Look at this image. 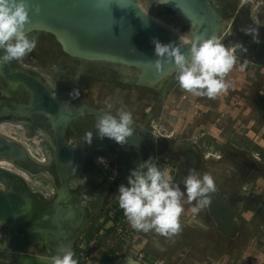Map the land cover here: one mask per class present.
I'll use <instances>...</instances> for the list:
<instances>
[{"label": "rangeland", "instance_id": "obj_1", "mask_svg": "<svg viewBox=\"0 0 264 264\" xmlns=\"http://www.w3.org/2000/svg\"><path fill=\"white\" fill-rule=\"evenodd\" d=\"M136 1L154 22L173 34L175 31L180 34L184 43L193 38L192 27L159 0ZM212 2L224 21L218 39L226 47L237 48V45H232L230 36L231 33L238 34L239 30L228 24L234 19L240 29L243 21L241 16H236L239 9L242 8L247 18L253 20L254 26L261 25L264 0ZM243 25L245 36L248 30L244 22ZM28 35L36 39L32 52L6 64L14 68L24 66L33 76L42 78L53 94L63 99L70 119L54 127L51 118L41 113L0 116L4 136L8 137L1 135L0 141L23 151H26L24 146L30 148L23 162L19 160L22 158L0 157V161L10 165L8 169H0V180L20 181L16 170L19 169L33 179L27 185L34 189L28 191L31 196L43 198L42 204L34 203L32 217H27L20 224L22 230L17 235L0 224V264H19L16 262L17 254L22 255L18 258L21 264V257L52 260L62 247L70 248L79 264H100L104 257L109 260L108 264H122L126 260L137 264H264V219L259 218L264 217V156L261 153L262 162L258 163L250 158L254 163H248L251 165L248 167L244 163L248 160V153L232 149L229 144H238L236 139L239 135L232 133V128L242 134L247 132L251 142L260 126L256 115L259 114L257 104L260 96L264 98V65L246 67L248 60V63L253 61L251 53H236L237 61L224 77L229 86L215 98L196 97L179 86L176 72L169 76L165 88L155 91L126 83L132 78L137 79L139 71L134 68L72 58L63 53L51 34L33 32ZM12 88L0 72V110L2 102L7 108L28 105L30 92L20 86ZM6 96H10V103H7ZM66 98L72 103H67ZM121 110L132 113L134 136L139 140L134 145L137 151L128 150L131 147L127 141L118 144L112 139L97 136L95 123L102 113L115 115ZM86 132L92 133L91 144L85 142ZM202 134L204 141L206 137L212 140L209 147L198 141ZM59 136L64 144H70L82 154L79 162L63 167L58 165L52 153ZM97 157H103L106 166L98 164ZM132 159L138 160V164H131ZM149 159L167 169L182 191V180L190 170H195L200 176L210 174L218 187L215 192L232 197L223 199L217 194L221 201L223 199L233 207L236 227L229 231L217 230L207 213V209L212 212L210 203L194 216L190 209L195 201L187 203L185 195L178 233L165 237L154 231L145 233L132 229L118 206L117 189L120 184H126L131 169ZM199 159L203 161L202 166H198ZM114 174L115 178L109 179ZM62 175L68 178L73 196L71 203L74 204L71 207L76 208L79 203L86 213V220L79 222L70 245H66L65 232L62 235L67 228L65 218L59 223L55 220ZM21 176L27 179V176ZM34 179L38 182L35 183ZM0 184L6 190V185L1 181ZM214 194H208L210 200L215 199ZM254 195L261 201L253 199ZM59 204L65 207L62 202ZM79 212L80 209L78 216L81 217ZM107 218L110 221L106 222ZM32 223L41 229L42 234L27 241L28 235L23 228ZM44 232L50 233L47 240Z\"/></svg>", "mask_w": 264, "mask_h": 264}, {"label": "water", "instance_id": "obj_2", "mask_svg": "<svg viewBox=\"0 0 264 264\" xmlns=\"http://www.w3.org/2000/svg\"><path fill=\"white\" fill-rule=\"evenodd\" d=\"M159 1L180 20L192 27L194 30L193 38L197 37L198 29L188 23V18L198 19L205 25L207 38L212 36L211 32L213 30L215 31L216 28L224 23L221 13L212 0ZM28 3L29 23L25 26V32L28 34L33 32L51 34L62 48L63 53L72 58L103 61L134 68L139 71V80L145 78L155 84L160 80H168L169 76L176 72L173 62L164 63L161 61L160 70L155 67L157 57L154 54V44L152 43L154 38L165 44L173 42L181 48V51L186 56L189 53V45H186L176 35L154 22L136 0H28ZM36 7L40 9L38 13L35 11ZM256 57L258 63L264 65V44L260 52L256 54ZM3 64L4 68L0 67V71L6 83L11 87L23 85L34 95V102L30 107L12 105L13 108H6L4 103H2L1 107L4 106L8 110L4 109V115L10 112L18 115V109H22L23 114L19 116H29L33 111L37 110L48 114L52 121L55 119L54 113L60 110V116L66 119L60 125L65 124L70 119V114L66 109L56 106L48 89L38 82L37 79L24 72H15L8 64ZM136 83L139 84V82ZM147 84L146 88L154 90L150 86L151 84ZM137 86L144 87V85L140 86V84ZM36 105L39 109L34 107ZM126 141L136 145L139 140L133 134L126 138ZM25 153L26 151L0 141V157L22 158L19 160L23 162ZM54 153L58 165H62V167L79 162L82 156L76 148L64 144L61 136H59ZM61 177L64 178L63 175ZM0 181L7 187L6 191L0 190V224L13 232L14 235H17L22 230L20 224L27 217H32L34 205L28 195L22 196L15 193L13 186L5 178ZM62 182V189L67 188L70 191L67 186V180L64 179ZM70 198L73 199V196ZM60 199L59 197L55 220L59 223L60 219L65 218L64 224L65 226L67 225V228L62 231V235H64V232L70 228L67 215L77 212L78 209L70 207L73 204L71 201L69 204L62 201L65 207L61 206L59 204L61 202ZM210 208L214 214L215 221L223 227L224 231H229L236 227L231 211L213 198L210 200ZM79 214H81L83 219L86 217L83 209ZM16 223L19 224L12 230L11 226ZM29 226L36 227L35 224ZM23 231L26 235V228H23ZM75 231L76 229L73 230L74 234L71 235L70 239L66 240L65 238L66 245L72 243ZM41 232L40 229V233L36 235L42 234ZM47 233L44 232L46 240L49 238L46 235L49 234L48 236H50V233ZM26 238L28 239L27 241L32 240L29 236ZM16 258V262L21 264L17 256ZM41 259L38 261H41L42 264H51V260L42 259V261ZM38 261L28 264H39Z\"/></svg>", "mask_w": 264, "mask_h": 264}, {"label": "clouds", "instance_id": "obj_3", "mask_svg": "<svg viewBox=\"0 0 264 264\" xmlns=\"http://www.w3.org/2000/svg\"><path fill=\"white\" fill-rule=\"evenodd\" d=\"M39 10L36 7L37 13ZM28 23V0H0V64L19 60L35 48L36 39L25 32ZM152 43L157 70L162 66L161 61L173 62L179 86L186 92L196 97L215 98L229 86L224 77L237 61V49L226 47L217 37L185 40L189 45L187 56L173 42L165 44L154 38ZM73 92L79 94L75 89ZM95 129L99 138L125 144L126 138L134 134L132 113L124 110L115 115L104 112L96 121ZM84 139L91 144L92 133L86 132ZM96 162L106 166L103 157H97ZM114 178L115 174L109 177ZM182 184L183 191L173 182L170 172L159 167L154 159L143 161L130 170L126 184L118 186V206L132 229L170 237L180 231L179 217L184 211L182 201L185 195L187 203L195 201L190 209L195 216L209 205L208 194L215 192L214 179L208 173L200 176L190 170ZM73 257L70 248L62 247L52 257L51 264H77Z\"/></svg>", "mask_w": 264, "mask_h": 264}, {"label": "flooded vegetation", "instance_id": "obj_4", "mask_svg": "<svg viewBox=\"0 0 264 264\" xmlns=\"http://www.w3.org/2000/svg\"><path fill=\"white\" fill-rule=\"evenodd\" d=\"M263 6V5H262ZM261 6V7H262ZM237 13V17L238 16H241V20L244 22V24H245V28L248 30V35H245L244 36V33H242V31H243V29H244V25H243V22L241 21V20H239L238 18H236L235 16H233V18L235 17L238 21H240V22H242V25H241V27H240V29H239V31H238V34H234L235 36H230L231 38H232V45L233 44H235L234 46H236L237 45V53H239V54H241V55H246V54H250V55H252L253 57H252V62H250V63H248V61H250V60H248L247 61V64L245 65L246 67L249 65V67L250 68H252L253 66H255V67H262L261 66V64H259L258 63V59H257V57H256V54L257 53H259L260 52V49H261V47H262V45L264 44V9L262 10V12H261V14H260V21H261V25L260 26H254V24L252 23V21L253 20H250L249 19V17L247 18V15L244 13V12H242V8H241V10L239 9V11H237L236 12ZM235 13V14H236ZM261 28H263V32L261 33L260 32V29ZM177 35V37L178 38H180L181 40H183V38H182V36L180 35V34H176ZM237 43H240L241 44V46L240 45H238ZM231 48H233V47H231ZM243 49H246L247 51H243ZM239 57V56H238ZM10 66V65H9ZM19 68H17V67H11L10 66V68L13 70V71H15V72H24V73H26V74H28L29 76H31V77H33V78H35V79H37L38 80V82H40L44 87H46L47 89H48V91H49V93L51 94V96H52V98H53V100L55 101V103H56V106L58 105L59 107H62V108H66V104L64 103V101H63V99H58V97H56L54 94H53V91H51L48 87H47V85H46V83L45 82H43L42 80V78L40 79V78H37V77H35V76H33V73L32 72H30V71H27V70H25L26 69V67H24V66H18ZM1 72V71H0ZM10 86V85H9ZM21 88H23V89H27V88H25L23 85H19ZM11 87V86H10ZM12 88V87H11ZM12 90H14V88H12ZM28 90V89H27ZM29 91V90H28ZM30 92V91H29ZM61 98H62V96H61ZM260 98H261V100H259V104H257L258 105V108H259V114L257 113V121H259L260 122V126L258 127V128H256V130L257 131H255L254 132V136L252 137V141L250 142V137L248 136V133L247 132H244L243 134H242V132H236L235 131V128H232L233 130H232V133H234V134H236V135H239L238 136V138L236 139V142L238 143L237 144V146L235 145V143H229L230 145H231V148L232 149H235V150H238V151H241L242 153L244 152V153H248L247 155H248V160H247V162L246 161H244V163L246 164V166H248L249 164H251L252 165V163H254V161L252 162L251 161V159H253V160H255V161H257V163L258 162H262V160H261V153H263V156H264V98H263V96H260ZM29 102H28V105L27 106H31L32 105V103L34 102V95L30 92V97H29ZM67 99V98H66ZM65 99V100H66ZM6 101H7V103H10L9 101H10V96H6ZM67 101V103H72V100H66ZM3 103V102H2ZM5 104V103H4ZM9 105V104H8ZM57 106V107H58ZM35 108H37V109H39V107L36 105V106H34ZM7 108V107H6ZM5 107L4 106H2L1 107V110H0V116H4V113H5V110H7V109H5ZM42 109V108H41ZM58 111V110H57ZM11 114H14V113H12V112H10ZM8 114V115H11V114ZM38 113H41V114H44V115H48V114H46V113H44V112H42V111H33L32 112V114L31 115H35V114H38ZM15 115V114H14ZM48 118H50L49 116H47ZM219 124H220V122H219ZM254 124H255V122H254ZM4 124H0V136L2 135V136H4L5 134L3 133V131L1 130V126H3ZM221 125V124H220ZM205 134V133H204ZM204 134H203V140H201L200 141V143H202L203 144V146H206V147H209V144H212V140L210 139V137H206V141H204ZM5 138H8L7 136H4ZM10 138V137H9ZM11 140H12V138H10ZM9 139V140H10ZM43 142H44V140H43ZM216 144V143H215ZM239 144H241V145H239ZM70 145V144H69ZM128 145L131 147V148H129L128 150H135V146L134 145H132V144H130V143H128ZM217 145H218V143H217ZM216 145V146H217ZM135 151H137V150H135ZM53 154V156L55 157V153L53 152L52 153ZM205 156V155H204ZM256 156H258V157H256ZM56 158V157H55ZM208 158V157H207ZM251 158V159H250ZM249 163V164H248ZM203 165V161L202 160H200L199 159V161H198V166H202ZM251 165H249L248 167H250ZM253 168L255 169L256 167H255V165L253 164ZM17 171H19V172H22L24 175H26L27 176V179H25L24 177H22L21 175H19V174H17V175H19L18 177L21 179L20 181H18V180H13V181H9V180H7L8 181V183L9 184H11V186H13V189H17V191L15 192V193H18V194H21L22 196L23 195H28L29 196V198L31 199V201L33 202V205H35L34 203H40V204H42L41 203V201L43 200V198H40V197H37V196H31V194L29 193V192H31V191H33L34 189H29L28 188V184L30 185L31 184V182H32V178L31 177H29L26 173H24L23 171H21V170H19V169H16ZM66 176H64V178H60V181H63L64 179L65 180H67V186H68V178L66 177ZM244 178H246V176L244 175ZM44 182V180H41V182ZM34 182L35 183H37L38 181L36 180V179H34ZM214 182H215V180H214ZM60 185H62V186H60ZM59 186H60V189H59V193H58V198H57V200L59 199V197H60V194H61V190H62V187H63V182H59ZM4 186H2L1 184H0V190H2V191H6L7 190V188H6V190H4V188H3ZM69 188V187H68ZM215 188H218V187H216V185H215ZM256 189H257V187H255ZM243 189H246L245 187L243 188ZM29 191V192H28ZM71 191V190H70ZM213 193H215L214 194V197H215V199L220 203V204H222L223 205V207H225V208H227V209H229L230 211H231V216H232V219L235 221V217H234V214H235V212H234V209H233V207L232 206H229V203H225L224 201H223V199H230V198H232V197H230V196H227L226 194H224V195H222V194H219V193H217V192H213ZM256 193V192H255ZM30 194V195H29ZM220 195L221 196V198H223L222 199V201L219 199L220 197L218 196V195ZM52 195H54L53 194V191H52ZM44 197H49V196H44ZM70 197H72V196H70ZM257 196H253V199H259L260 201H261V199L259 198V197H257ZM56 200V199H55ZM72 200V198H70V201ZM233 200L234 201H236V199H234L233 198ZM234 201H232V203H234ZM54 203H55V201H54ZM263 204H264V202H262ZM69 209V208H68ZM207 213H208V215L210 216V218L209 219H211L212 221H213V223L215 224V226H216V228H217V230L219 229H221V230H223L222 228V226L221 225H219V224H217V222L215 221V217L213 216V213L212 212H210V210L209 209H207ZM255 216V215H254ZM244 217V216H243ZM259 218H261V219H264V217H259ZM207 229L208 230H210L211 228L210 227H207ZM226 231H228V230H226ZM236 232H238L237 230H236ZM234 235V234H233ZM226 236V235H225ZM32 241V240H31Z\"/></svg>", "mask_w": 264, "mask_h": 264}, {"label": "bare ground", "instance_id": "obj_5", "mask_svg": "<svg viewBox=\"0 0 264 264\" xmlns=\"http://www.w3.org/2000/svg\"><path fill=\"white\" fill-rule=\"evenodd\" d=\"M141 4V3H140ZM139 4V5H140ZM236 19V18H235ZM188 20H189V24H191L192 26H195L197 29H198V34H197V37H200L201 39H206L207 38V35H206V33H205V25H203L202 24V22H200V20H198V19H195V18H193V19H190V18H188ZM182 21V20H181ZM235 25L236 27H237V31L239 30V23L238 22H236L234 19L233 20H230V22H229V24L228 25ZM165 27V26H164ZM223 27H224V23L223 24H221L218 28H216L215 29V31L213 30L212 32H211V35L212 36H215V37H217V39L219 38L218 36H219V34L221 33V31L223 30ZM262 31V30H261ZM230 32V31H229ZM176 34H178L176 31H175V34L174 35H176ZM234 34H232L231 33V36H233ZM177 36V35H176ZM241 45V44H240ZM19 66V65H18ZM0 67L1 68H4V64H0ZM126 78H127V76H126ZM136 82H139V84H140V86H143L144 85V87L146 86V84L147 83H149V84H151L150 86L152 87V88H154V90L155 91H159L160 89H162V88H165L164 86L166 85V83L168 82V80H160L158 83H155V84H153V83H151L150 81H148L147 79H145V78H142V80H139V76L137 77V79H134V78H132V79H130V80H128L126 83L127 84H137ZM12 83H14V82H12ZM139 84H137V85H139ZM149 84H147V85H149ZM37 109V108H36ZM8 111V110H7ZM17 114L18 115H20V114H23V111H22V109H18V111H17ZM61 115V111L60 110H58V111H56L55 113H54V117H55V119L54 120H52V125L53 126H57V125H60L61 124V122H63L64 120H66L65 119V117H63V116H60ZM82 115V114H81ZM83 117V116H82ZM3 127H4V125L3 126H1V130L3 131ZM24 148L27 150V152H30V148L28 147V146H24ZM137 156L138 157H136L137 159L139 158V154L137 153ZM138 160H134V159H132V160H130V163L132 164V163H134V166L135 165H137L138 164ZM130 164V165H131ZM8 167H10V165L8 164V163H6V162H4V161H0V169H8ZM15 171V170H14ZM18 172V174H20V175H24L22 172H19V171H17ZM26 176V175H25ZM113 180V179H112ZM111 180V181H112ZM72 194H71V192L67 189V188H64V189H62L61 190V194H60V201L62 202H65V203H70V196H71ZM71 206H73V204L72 205H70V207ZM72 208V207H71ZM74 209H78L77 210V212H73V213H71V214H68L67 215V217H69L68 219H69V224H70V228L68 229V231H66L65 232V238H66V240H68V239H70L71 238V235H73L74 234V232H73V230L74 229H77V227H78V224H79V222L80 221H84L85 220V218L83 219L82 218V216L81 217H79L78 216V211H79V209L80 210H82V205H80L79 203L77 204V206H76V208H74ZM85 211V210H84ZM80 213V212H79ZM19 223H16V224H13L12 226H11V229L12 230H14L16 227H17V225H18ZM25 228H26V231H27V234H28V236L32 239L33 238V236H35L37 233H40V229H38V228H36V227H34V226H29L28 228H27V226H25ZM77 231V230H76ZM48 234V233H47ZM46 235V234H45ZM47 236V235H46ZM18 258H20V256H22L21 254H17L16 255ZM21 262H22V264H28V263H34V262H36V261H38V260H36V259H34V258H28V257H21V260H20ZM132 262V263H131ZM122 264H137V263H134L132 260H126V261H124Z\"/></svg>", "mask_w": 264, "mask_h": 264}, {"label": "trees", "instance_id": "obj_6", "mask_svg": "<svg viewBox=\"0 0 264 264\" xmlns=\"http://www.w3.org/2000/svg\"><path fill=\"white\" fill-rule=\"evenodd\" d=\"M105 221H106V222L110 221V218H107ZM90 237H91V234H90L89 238H90ZM108 263H109V260L107 259V257H104V258H102V259L100 260V264H108ZM77 264H79V262H77Z\"/></svg>", "mask_w": 264, "mask_h": 264}, {"label": "crops", "instance_id": "obj_7", "mask_svg": "<svg viewBox=\"0 0 264 264\" xmlns=\"http://www.w3.org/2000/svg\"><path fill=\"white\" fill-rule=\"evenodd\" d=\"M198 138H199V140H198L199 142H200L201 140H203V134L200 135ZM217 224H218V223H217Z\"/></svg>", "mask_w": 264, "mask_h": 264}]
</instances>
